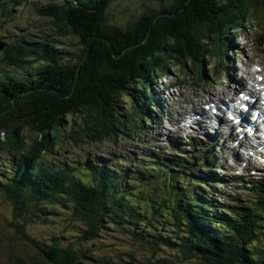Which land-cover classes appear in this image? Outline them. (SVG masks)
<instances>
[{"label":"trees","instance_id":"1","mask_svg":"<svg viewBox=\"0 0 264 264\" xmlns=\"http://www.w3.org/2000/svg\"><path fill=\"white\" fill-rule=\"evenodd\" d=\"M114 1L121 0L50 6L40 14L52 18V33L36 39L26 34L0 52V193L10 206L9 226L40 252L32 259L11 248L8 264H97L70 243L59 247L56 236L50 244L25 236L26 224L47 222L61 209L66 226H80L81 241L109 228L125 232L149 249L142 264H264V181L246 187L253 202L220 207L212 201L204 190L223 155L212 149L214 143L202 151L190 139L184 146L193 154L186 159L142 149L132 172H121L105 157L80 170L53 160L63 147L143 133L157 113L164 120L168 113L158 89L163 79L189 71L206 82L210 58L218 59L211 78L225 74L221 62L232 41L252 18L264 23V0H153L157 7L122 27L107 21ZM13 12L5 9L1 16ZM67 35L77 40L75 53ZM263 41L261 34L258 48ZM26 132L33 135L28 142ZM142 161L149 173L137 168ZM187 173L193 180L185 189L177 180ZM160 177L166 184H155L147 198L131 196L133 181L141 186ZM8 246L0 235V256ZM162 248L174 254L159 258Z\"/></svg>","mask_w":264,"mask_h":264},{"label":"rangeland","instance_id":"2","mask_svg":"<svg viewBox=\"0 0 264 264\" xmlns=\"http://www.w3.org/2000/svg\"><path fill=\"white\" fill-rule=\"evenodd\" d=\"M62 1L64 0H21L20 4L14 7L15 0H0V45L6 47V45L12 46L16 41L23 42L24 35L26 34L36 39L38 36L52 33L54 27L52 18L44 16L40 12L50 6L59 5ZM153 2V0H121L111 2L108 7L107 21L126 27L134 19L140 17L143 12L148 11L153 6L157 7V4ZM167 2L172 3L173 0H167ZM5 9H10L14 12L9 17L4 18L1 16V12ZM249 25L244 33L232 41L230 49L226 52L225 59L221 62L222 64H226L227 69L223 68L225 74H220L215 79L211 78L213 68L210 67L215 64L214 61L218 62V59L215 58L214 60L210 58L209 64L205 67L208 77L205 79L206 82L195 81L196 77L190 74L189 71L175 73L171 77L169 76L162 80L158 88L161 85L171 87L167 91V95H160L161 104L169 107V110H167L168 116L165 120H160L161 117H159L157 110H155L153 113H157V120L153 121L154 126L143 133L129 138H117L114 142L83 143L78 144V146H69L66 150L63 147L57 151V155L53 156V160L82 169L83 164L86 162L94 164L95 160L99 158L104 159L105 157L106 160L110 159L115 167L120 168L121 172L122 170L129 172L133 170L132 163L137 161L138 157H142L137 156L142 149L147 150L152 147L164 151L168 156L177 154L175 149H178V151H188L184 157H190V154H193L191 152L193 149L191 150L184 145H187L188 138H193V140H196V144L199 145L197 149H206L211 143H214L212 149L215 151L220 149L223 152V155L219 156L216 164H214L217 168L219 167L214 172V176L208 174L213 176V178L208 176L210 179L208 182V178H205L208 184L207 190H204L205 194H208L211 200L217 202L220 207L224 204L241 205L252 201V196L246 187L250 185L251 181H258L260 184H263L264 169L248 170L246 173L241 171V168L239 165H235L236 163L233 159L234 154L239 152L238 148H234L232 144L234 141L227 143V136L220 134L222 128H219V133H216L210 128L207 130L203 129L202 131L198 130L194 123L190 126L187 120V122L181 125L178 124V122L184 121L187 118L184 114L185 112L189 113L188 117L190 118L194 110H204L210 116V109L207 111L205 109V105L209 103L210 98L226 99L229 96H232V98L238 97L242 88H238L235 81L243 78L246 81L255 79L256 76L252 67L261 66L264 73V46L258 48L256 44L259 36L264 34V23L258 17V19L252 18ZM66 45L74 53L79 49L76 38L71 35L66 36ZM192 76L194 80L191 81L189 79ZM187 79V83H184ZM164 106L163 108H165ZM203 122L215 126V122L212 123V121L206 119H203ZM183 124H186L185 127ZM28 136L32 137L33 135L26 132V142L29 141ZM243 158L245 159L246 156H243ZM144 163L146 161H142L141 165L137 166V168L142 169L145 173H149L151 169L144 170ZM250 163L260 168L262 167L261 162L256 158L251 159ZM212 171H215V167ZM192 180V175L187 173L183 174V177L181 176L177 181L180 186L188 189L192 185ZM133 182L131 196L141 195V199L143 197L147 198V193L158 182L166 184V181L162 177L150 181L146 180L142 182L141 186L137 184L133 186ZM240 184H245V187ZM141 189H144V191L140 192ZM66 216V210L61 209L58 211L57 216H54L47 222L32 221L30 224L25 225V236L29 240L44 244L52 243V241L49 243L47 241H50L52 236H56L59 241V243L56 241L59 247L66 248L70 243L73 247L72 250H75L74 252L92 257V260L97 264H142V261L149 256L150 251L148 248L134 242L125 232L121 233L120 231L110 230V228L109 230H103L94 239L81 241L79 240V234H77L81 229L80 226H66ZM10 217V206L0 193V235L5 239L6 245L9 244L0 256V263L8 264L9 254L7 250L11 248L17 249L32 259L38 258L40 252L37 251L35 245L15 233L9 226ZM154 223L157 225L156 222ZM162 224L163 228L168 230V234H173L174 231L170 227H167L166 223ZM262 225L264 226L263 223ZM156 253L159 258H162L170 257L174 254V251L169 248H162L157 250ZM88 264L94 263H90L89 261ZM187 264L191 263L187 262Z\"/></svg>","mask_w":264,"mask_h":264},{"label":"bare ground","instance_id":"3","mask_svg":"<svg viewBox=\"0 0 264 264\" xmlns=\"http://www.w3.org/2000/svg\"><path fill=\"white\" fill-rule=\"evenodd\" d=\"M251 74V73H250ZM256 75V74H255ZM233 77H234V75H233ZM251 78V77H250ZM244 79V78H243ZM241 80V79H240ZM240 80H237V81H235L236 82V86L238 87V88H242L243 89V92H250V93H253V94H255V93H257V87H260V86H262V85H264V77L262 78V81L261 82H251L250 83V85H247L246 87H243L241 84H242V82L240 81ZM215 98V97H214ZM237 98V97H236ZM221 100L222 99H220V98H218L217 99V102H221ZM231 101V96H230V99H229V101L228 102H230ZM210 103H214V101L212 100V101H210ZM202 112V110L201 111H198V112H196L197 113V115H199L200 113ZM179 127V126H178ZM225 139V138H224ZM175 140V139H174ZM233 149V148H232ZM90 150V149H89ZM204 150V149H203ZM202 150V151H203ZM175 151L177 152V154H173V155H171V156H174V155H180V156H182L183 158H185L184 156H186V154H187V152L188 151H178V149H175ZM186 159V158H185ZM215 168L217 167V166H214ZM219 168V167H218ZM217 168V169H218ZM217 169H215V171H212V172H216V170ZM132 172V171H131Z\"/></svg>","mask_w":264,"mask_h":264},{"label":"water","instance_id":"4","mask_svg":"<svg viewBox=\"0 0 264 264\" xmlns=\"http://www.w3.org/2000/svg\"><path fill=\"white\" fill-rule=\"evenodd\" d=\"M3 48H4L3 45H0V51H2Z\"/></svg>","mask_w":264,"mask_h":264},{"label":"flooded vegetation","instance_id":"5","mask_svg":"<svg viewBox=\"0 0 264 264\" xmlns=\"http://www.w3.org/2000/svg\"><path fill=\"white\" fill-rule=\"evenodd\" d=\"M64 3L66 4V0L62 1L60 4H64Z\"/></svg>","mask_w":264,"mask_h":264},{"label":"clouds","instance_id":"6","mask_svg":"<svg viewBox=\"0 0 264 264\" xmlns=\"http://www.w3.org/2000/svg\"><path fill=\"white\" fill-rule=\"evenodd\" d=\"M3 50V49H2ZM1 52V51H0Z\"/></svg>","mask_w":264,"mask_h":264}]
</instances>
